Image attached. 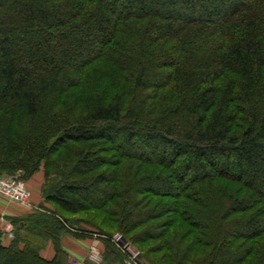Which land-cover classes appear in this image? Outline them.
I'll return each instance as SVG.
<instances>
[{
	"label": "trees",
	"instance_id": "1",
	"mask_svg": "<svg viewBox=\"0 0 264 264\" xmlns=\"http://www.w3.org/2000/svg\"><path fill=\"white\" fill-rule=\"evenodd\" d=\"M43 164L53 208L11 218L0 264H72L64 213L92 209L159 237L175 213L198 264H264V0H0V173Z\"/></svg>",
	"mask_w": 264,
	"mask_h": 264
},
{
	"label": "rangeland",
	"instance_id": "2",
	"mask_svg": "<svg viewBox=\"0 0 264 264\" xmlns=\"http://www.w3.org/2000/svg\"><path fill=\"white\" fill-rule=\"evenodd\" d=\"M108 66L107 61L104 59L98 61L94 66L89 68L88 75L85 77L82 85L69 93L64 100L63 106L68 107L71 105L72 101L80 100L87 90L93 86L92 81L95 80L101 72H104ZM44 170L43 164L38 171L29 176H25L22 172L18 171L6 170V173H0V176L8 175L20 180L29 188L32 193L29 204H20L10 200L2 194L0 195L6 202L12 203L18 208H23V210L27 212L26 214L34 210H39L40 212L45 211L41 207L53 208V205L45 201L43 196V183L45 180ZM38 178H41L42 183L39 182ZM38 183H40L38 187L34 186ZM35 190L41 192L39 196L42 197V202H40L39 205L34 204ZM64 214L69 218L72 224L71 226H66V231L61 232V244L68 252L69 260L72 264H84L85 262L93 264H152L151 259L154 261L156 260L159 264H175L177 262L175 259H182V255L185 251H188L189 255L188 259L185 260L187 264H198L201 260L207 258V246L202 243L194 246L200 229H196L189 220L183 218L178 219L175 213L167 214L158 220L149 222L150 224L157 223V226H160L157 230L162 233V237L154 234L151 236V232L148 233L146 230L149 224L143 225L130 233L126 232L119 226L117 221H111L107 218L106 213L98 209L80 213L65 212ZM14 217L15 216H0V230L6 232V235L3 236V239L5 236L7 239V242L4 241L5 243H8V241L16 237L15 231L18 227L15 225V221L11 219ZM105 218L108 219L107 222L103 220ZM94 222L97 224V226L95 225L96 227L93 224ZM7 223H11V226ZM9 229L13 232L12 236L9 235V232L7 233ZM116 235L120 236L121 239L118 241L113 240ZM132 235H135V240L130 238ZM202 238L204 239L206 236L203 235ZM107 241H110L115 247L121 249V262L115 260V256L111 255L107 246ZM44 244L45 246L43 249L49 245L54 247L51 240L46 241ZM95 252L100 256L99 260H94V258L91 257ZM258 256L259 253L255 252L250 259L253 260Z\"/></svg>",
	"mask_w": 264,
	"mask_h": 264
},
{
	"label": "built area",
	"instance_id": "3",
	"mask_svg": "<svg viewBox=\"0 0 264 264\" xmlns=\"http://www.w3.org/2000/svg\"><path fill=\"white\" fill-rule=\"evenodd\" d=\"M0 194L20 204H29V199L32 193L29 188L20 180H17L12 176L2 175L0 176ZM7 224L11 226V223ZM8 232L10 236L13 235V232L10 229L7 230V233ZM120 239V236L116 235L115 239L113 240L118 241ZM125 247L127 248L126 245ZM91 257L94 258V260L100 259V256L96 252L95 254L91 255Z\"/></svg>",
	"mask_w": 264,
	"mask_h": 264
},
{
	"label": "crops",
	"instance_id": "4",
	"mask_svg": "<svg viewBox=\"0 0 264 264\" xmlns=\"http://www.w3.org/2000/svg\"><path fill=\"white\" fill-rule=\"evenodd\" d=\"M38 180L40 183H42L41 178H38ZM40 183L34 186L38 187ZM40 193L41 192H39L38 190H35V194H34V204L35 205H39L40 202H42V197L39 196ZM26 213L27 212H25L23 208H18L16 205L6 202V200H4V198L0 195V216L1 217L22 216V215H25ZM4 235H6V232H4ZM4 239H5L4 241L7 242L6 236L4 237ZM54 254H55L54 247L50 245L42 250V255L46 258H52Z\"/></svg>",
	"mask_w": 264,
	"mask_h": 264
}]
</instances>
